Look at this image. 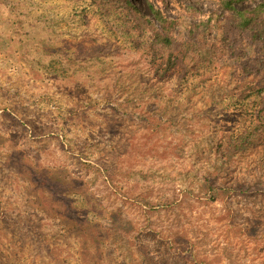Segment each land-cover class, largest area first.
Segmentation results:
<instances>
[{
    "label": "rangeland",
    "instance_id": "1",
    "mask_svg": "<svg viewBox=\"0 0 264 264\" xmlns=\"http://www.w3.org/2000/svg\"><path fill=\"white\" fill-rule=\"evenodd\" d=\"M132 1L157 28L148 2L161 9L178 38L204 21V40H222L230 25L220 0ZM125 5L0 0V264H264V138L242 130L257 78L229 57L159 76V58L121 35ZM252 35L225 47L248 54ZM26 166L84 185L70 198L100 225L95 240Z\"/></svg>",
    "mask_w": 264,
    "mask_h": 264
},
{
    "label": "trees",
    "instance_id": "2",
    "mask_svg": "<svg viewBox=\"0 0 264 264\" xmlns=\"http://www.w3.org/2000/svg\"><path fill=\"white\" fill-rule=\"evenodd\" d=\"M123 1L126 4V8L131 13L132 19L127 21L123 18L120 21L121 35L126 41H129V44L133 49L151 55L154 60L153 64H156V58H159L160 61L157 63V73L160 72V74H158L159 76H165L166 73L173 70L176 65L180 63L183 67L188 64L183 65L184 62H197L198 57H200V62L203 64H211L221 58L229 57L238 62L239 66L237 73L240 74V77L242 79L243 77L246 79L256 77L258 85H256L255 89L259 88L258 92L264 93V26L261 23V18L264 16V3L253 10H238L234 7L238 1L220 0L219 3L221 4L222 9L228 12L226 16L222 15V18L230 21V25L225 31L220 33L224 36L222 40L211 39L208 41L204 40V37L209 31L207 29L208 26L204 21L191 24L189 26L190 29L188 28L189 36L187 38H178L173 35V29L170 27L172 20L168 19L162 13L161 9H156L153 4L148 2L152 14L160 24V28H157V26H154V24L147 20V18L137 9L132 0ZM111 14L108 13L109 16ZM257 30H260V35H252V38L254 39L258 37L256 39V45L253 44V42H248V45L246 46L248 47V54L244 51H239L242 46L240 45V42L238 44L235 40L230 41L231 44L229 47H225L226 38L229 39L230 35L233 33L255 34ZM257 45L261 47L257 48ZM184 69L185 73L189 75L187 66L184 67ZM234 74L236 73L234 72ZM242 98L243 94H241L240 98L237 100L240 101ZM259 99L258 109L255 113L251 114L253 119L250 125H247L246 122H243L242 124L244 134L250 136L252 139L264 138V96L259 97ZM233 141L234 144L240 145L239 139ZM26 172H28L31 180L36 183L40 191H48L51 199L54 200L55 198L59 200L60 207H63L66 200H70L74 203V205H72V202L67 204L66 209L69 210L70 215L71 210H73L75 220L81 227L86 228L91 238L97 234V230H101L100 225L90 221L89 217L87 220H82L79 216V212L74 213V206L77 204L78 199L70 198V192L74 190V194H82L85 197L83 184H76L73 180L66 182L64 180L65 178L60 174L58 175V173L38 171L27 166ZM220 191L234 194L238 192H248L249 189L238 187V189L226 188L221 189ZM214 192H216L215 188ZM85 204L90 205V202L86 201ZM92 239L95 240L94 238ZM198 264L206 263L199 261Z\"/></svg>",
    "mask_w": 264,
    "mask_h": 264
}]
</instances>
